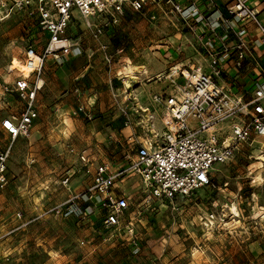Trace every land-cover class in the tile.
Instances as JSON below:
<instances>
[{
  "label": "rangeland",
  "instance_id": "obj_1",
  "mask_svg": "<svg viewBox=\"0 0 264 264\" xmlns=\"http://www.w3.org/2000/svg\"><path fill=\"white\" fill-rule=\"evenodd\" d=\"M13 3L0 0V79L9 81L19 74L9 71L12 62L23 71L26 46L41 51L46 41L35 16ZM99 20L106 24L97 38L80 22H70L66 35L78 46L57 61H45L34 125L27 137L12 143L7 183L0 188V235L7 233L0 236V255L5 264H264V137L243 146L228 163L214 165L208 186L172 202L147 196L129 182L131 203L117 229L103 228L98 221L91 228L81 224L87 219L51 212L65 197L59 181L68 169V146L96 152L90 146V126L111 118L108 107L115 89L121 97L129 91L145 93L148 84L154 86L150 92L156 87L171 92L183 84L179 71L202 62L196 40L166 7L150 5L135 12L125 6L115 23L108 14ZM251 36L259 39L260 30ZM104 55L110 56V64ZM128 66L144 69L133 80ZM79 74L83 78L73 81ZM77 84L87 100H94L92 120L62 116L74 106ZM110 124L103 125L106 133L107 126L115 128ZM9 142L0 133V149ZM17 210L26 219L38 218L10 232ZM126 227H134L135 243Z\"/></svg>",
  "mask_w": 264,
  "mask_h": 264
},
{
  "label": "built area",
  "instance_id": "obj_2",
  "mask_svg": "<svg viewBox=\"0 0 264 264\" xmlns=\"http://www.w3.org/2000/svg\"><path fill=\"white\" fill-rule=\"evenodd\" d=\"M250 1L228 0L222 10L217 0H14L15 8L35 16L46 41L41 51L32 44L26 46L21 65L28 70L27 75L12 62L9 71L19 74L11 82L0 84V133L10 139L0 149V188L7 183L12 143L27 137L34 125L45 61H57L78 46L66 35L70 22H80L97 38L106 24L100 17L108 14L110 22L115 23L125 6L140 12L150 5L169 9L196 40L202 62L188 67V75L179 71L183 84L169 93L153 95L149 107L118 106L123 126L133 130L127 138L130 148L122 156V165L97 163L87 150L68 146L72 164L59 183L69 195L51 212L84 220L95 211L101 227L117 229L131 203L118 186L124 177L136 178L147 196L167 202L208 186L214 177V165L228 163L243 146L264 137V67L260 66V74L250 84L236 89L234 81L247 62H257V40L252 38L248 24L260 30L264 42V16ZM212 14H216L213 19ZM104 59L111 63L110 56L104 55ZM73 92L79 99V88L74 87ZM72 114L94 118L80 101ZM78 175L88 178L89 184L73 192L71 180ZM81 204L85 207L80 208ZM15 218L19 223L10 232L38 217L26 219L17 211ZM135 234L134 227H126L132 243ZM0 264H5L1 256Z\"/></svg>",
  "mask_w": 264,
  "mask_h": 264
},
{
  "label": "crops",
  "instance_id": "obj_3",
  "mask_svg": "<svg viewBox=\"0 0 264 264\" xmlns=\"http://www.w3.org/2000/svg\"><path fill=\"white\" fill-rule=\"evenodd\" d=\"M227 2H228V0H217V3L219 4V8L222 10H223V6ZM249 4L252 7H255L257 10L261 11L260 16H264V0H252L249 2ZM200 8L202 11H204L205 3L202 2L200 4ZM204 14L209 15L211 13L205 12ZM215 15L216 14L210 15L211 19H213L215 17ZM247 27H248L249 31H251V33H252V31L255 30V28L251 24H248ZM255 54L257 57V62H254V61L247 62L244 65V67L241 68L236 73V76L234 77V81L236 82L235 83L236 89H239L244 84H247V83L250 84L252 79L260 74V63L262 66H264V42H262L260 40V38L257 39V46H255ZM261 54H262V56H260ZM48 61L52 62L51 60H46V62H48ZM146 71H147V69H146ZM228 72L230 73V69L228 70ZM80 78H83V74H79V75L74 76L73 81H77V80L79 81ZM13 79H14V77H13ZM12 80L9 81V80H5L2 78V79H0V84L3 81L4 82H11ZM146 82L148 83V81H146ZM74 87H78V84L74 85ZM153 87H154L153 84H148L146 86L147 90H145V89L143 90V91H146L145 93L141 92L138 94H134V92L129 91V93L124 95L123 97L120 96L121 92H119L117 89H115V92L113 94V96H114L113 97V103H110V105L108 107V108H112V110H113V114H112L111 118H109L107 120V122H104L103 120L99 119L98 121L92 122L91 126H90V128L92 127V129L94 130V133H93L94 138L92 139L90 146H92V149L94 151H96L97 153L91 152V151H88V153L91 156V158H93L95 160V162H97V163H109L111 166H114V167L122 165V163H123L122 156L130 148V143H129V140L127 138L130 136V134L132 133L133 130L131 128L123 126L122 121L124 118L118 112V106L126 107L127 109H130V108H132L131 106L134 105L135 108L140 107V108L144 109V108L150 106L151 97L153 95L164 94V93L170 92L168 90L160 92L159 90L161 87H156V89H155L156 91L150 92V89H152ZM148 88H150V89H148ZM80 95H82V94L80 93ZM80 95H79V99H77V96L74 94V96H73L74 106L72 107V109L68 113H67V111L66 112L63 111L62 116H66V115L68 116L66 119H68L69 117L81 118L82 115H73L72 114L73 111L77 108L79 101L86 104L87 108L92 111L91 108L94 105V100H91L90 97L87 100L83 95H82V97ZM37 102H38V98H37ZM87 102H88V104H87ZM108 112H110V111H108ZM109 115L110 114H107L103 118L109 117ZM82 118H83V116H82ZM115 118H117L118 121L112 122V120H114ZM106 123H109V124L111 123L110 126L115 127V128H113L111 130L107 126L108 132L106 133L104 131L106 128L103 127V125L106 126L105 125ZM19 139H21V138H19ZM69 146H73V145H69ZM67 153H66V161L69 164L68 165V168H69L70 165L72 164L73 156L70 155L68 151H67ZM88 182H89L88 178L85 179L84 176L78 175V178H74L71 180L72 191L78 192L82 187L88 186V184H89ZM129 182H132V183L136 182L138 184V187L139 188H141V187H140V183L137 181V179L134 177H131V176L124 177L118 182L119 188L124 190L130 199L131 194L128 191L129 187L127 186V184ZM68 195L69 194L65 191V197L61 202H63L68 197ZM17 211H19V210H17ZM17 211H15V213ZM15 213L13 214V219H12L13 221L11 223L12 225H10L11 229L19 223V221H17V219L15 218ZM64 218L68 219V217L67 218L64 217ZM97 221H98V223H100V219H98L94 215L93 216L90 215L89 218H87V220H84L81 224L86 222V224L89 223L88 224L89 227H91V228L96 227L97 228L98 227V225L96 223ZM11 229H10V231H11ZM6 234L7 233H3V235H6ZM3 235H0V236H3ZM0 256L3 257L4 255L2 254Z\"/></svg>",
  "mask_w": 264,
  "mask_h": 264
},
{
  "label": "bare ground",
  "instance_id": "obj_4",
  "mask_svg": "<svg viewBox=\"0 0 264 264\" xmlns=\"http://www.w3.org/2000/svg\"><path fill=\"white\" fill-rule=\"evenodd\" d=\"M14 64V67L16 68V69H20V65L19 64H16V63H13ZM23 67V66H22ZM177 68V67H176ZM143 67H130V66H128V72H129V76H130V78L131 79H136V77L134 76V74H137L138 72H141V71H143ZM22 70L24 71V74L25 75H27V73H28V70L27 69H25V68H22ZM184 73L186 74V75H188V73H186V71L184 70ZM259 158V157H258ZM261 161L262 162H264V157H261ZM234 212V211H233Z\"/></svg>",
  "mask_w": 264,
  "mask_h": 264
}]
</instances>
